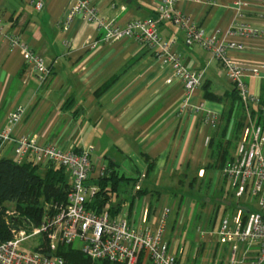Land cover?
<instances>
[{
    "label": "crops",
    "instance_id": "0c3cea01",
    "mask_svg": "<svg viewBox=\"0 0 264 264\" xmlns=\"http://www.w3.org/2000/svg\"><path fill=\"white\" fill-rule=\"evenodd\" d=\"M99 14L118 26L133 20L156 18L161 0H89ZM238 0H188L177 8L192 22L219 41L233 42L242 49L229 51V57L245 70L264 65V15L258 0H244L248 5L238 12ZM37 2L43 3L41 10ZM72 0H0V130L9 128L8 115L19 106L26 109L21 123L15 127V139L29 137L41 146H53L77 151L94 148V176L99 165L112 164L119 174L128 171L123 164H143L137 169L142 190H123L127 196L115 202V213H125L133 219L149 220L156 224L164 209H169L166 236L172 251L182 249L187 264H225L224 252H216L214 237L201 239L199 232L186 250L180 235L188 219L179 212L177 186L191 183L206 185L212 171H220V161L214 159L218 142L223 141L234 156L242 132L238 130L245 106L225 69L211 53L200 46L185 45V31L173 23H162L159 33L163 43L175 39L172 51L190 71L203 73L202 86L195 92L194 107L202 111H183L185 88L174 76L170 66L162 62L159 49L142 47L134 40L110 44L101 43L103 32L95 24L73 20L69 30L61 23L73 5ZM244 22L258 31L257 37L229 34L235 22ZM17 36L35 54L42 56L52 73L42 83L35 70L25 63L19 48L10 37ZM69 42V46L65 42ZM98 42L96 48L90 44ZM264 73V70H263ZM250 93L264 97V78L244 77ZM237 92L241 105H235ZM213 94L222 101L207 98ZM216 116V124L208 125L205 116ZM238 142V143H236ZM12 142L0 147V159L16 160ZM216 162V163H215ZM181 177L185 180H180ZM130 179V177H127ZM136 182V181H135ZM135 185V184H134ZM186 185V184H185ZM205 204L204 212L196 215L199 230L216 231L230 201L225 191ZM128 197V198H127ZM119 204V205H118ZM237 205V204H236ZM226 210V212H225ZM216 211L219 216L215 219ZM184 218V219H183ZM214 226V230L210 228ZM209 232V233H210ZM184 233V232H183ZM202 246L196 251V243ZM196 241V243H195ZM184 246V247H183ZM177 249V250H176ZM179 249V250H180ZM139 264H151L143 255Z\"/></svg>",
    "mask_w": 264,
    "mask_h": 264
},
{
    "label": "built area",
    "instance_id": "2783aa9c",
    "mask_svg": "<svg viewBox=\"0 0 264 264\" xmlns=\"http://www.w3.org/2000/svg\"><path fill=\"white\" fill-rule=\"evenodd\" d=\"M72 1L74 3L61 23L64 31L69 30L73 20L79 19L84 23L97 25L103 32L101 43L110 44L128 39L145 48L159 49L162 62L172 68L174 76L184 85L183 111L203 110L204 105L194 107L192 100L203 84L204 75L190 71L182 64L179 55L172 51L175 39L170 43H163L159 26L162 23L175 24L185 31L186 46H200L221 63L229 80L235 85L246 111V124L237 151L220 170L223 180L230 186L237 209L221 219L216 231L198 232L202 240L207 235L214 237L216 252L221 251L226 255L225 264H264V126L256 123L254 115V109L260 106L261 98L250 93L243 80L247 73L253 78H264V65L245 70L232 60L229 51L242 49V46L208 36L177 8L179 3L188 0H161L156 8L155 19L133 20L125 26L115 25L113 21L102 17L89 0ZM258 1L263 6L264 15V0ZM247 5L244 0L237 1L239 14ZM43 6L42 2L35 5L38 10ZM235 32L242 36H258L257 30L239 21L234 23L229 34L233 35ZM10 40L14 47L20 49L25 63L35 70L38 80L46 82L52 71L44 58L35 54L17 36H11ZM98 44L94 42L90 46L96 48ZM65 45L69 46V42L66 41ZM262 112L264 115V109ZM25 113L26 109L19 106L8 115L9 128L0 130V147L9 142L14 143L15 162L18 165L33 163L40 169L48 166L64 169L70 178L71 190L66 203L46 204L47 212L39 226L26 230L11 223L12 239L0 244V264H66L57 255L58 248L74 246L77 241L80 242L77 249L92 264H139L145 254L151 264H187L182 259V249L172 251L166 236L169 209H164L156 224L146 219H133L125 213H112L110 204H106L99 212L92 210L90 206L99 191L97 181L104 176L106 170V166L101 164L98 174L94 176V148L89 147L84 151L63 150L41 146L29 137L13 138L12 132L21 123ZM216 121V116L212 114H207L204 119L208 125H215ZM144 178L145 175L139 178L135 191L142 190ZM246 200L248 202L244 203ZM247 207L252 210L245 213ZM6 214L9 219L20 215L12 209L7 210ZM35 240H38L35 245L24 246ZM202 245L200 241L196 245V251Z\"/></svg>",
    "mask_w": 264,
    "mask_h": 264
},
{
    "label": "trees",
    "instance_id": "16d2710c",
    "mask_svg": "<svg viewBox=\"0 0 264 264\" xmlns=\"http://www.w3.org/2000/svg\"><path fill=\"white\" fill-rule=\"evenodd\" d=\"M207 98L222 101V98L213 94L207 95ZM232 104L230 115L234 114L235 105H241L236 91L233 95ZM263 109L264 97L261 98L260 106L254 109L256 123L262 126H264ZM240 120L238 130L241 133L245 123L244 114ZM240 137L237 141L240 140ZM227 143L230 146L232 141ZM223 145V141L218 142L214 152V159L217 160L216 162L220 161V170L233 158L228 151L229 148L227 147L229 146L224 147ZM138 180L121 176L114 165H106L104 176L97 181L99 191L90 208L99 212L106 204H110L112 213H115L119 207L114 205L113 198L119 192L120 183L134 182L136 185ZM196 183V179L191 183L190 188L192 190L195 188ZM70 190V178L62 168L48 166L45 169H40L33 163L18 165L14 160L0 159V244L12 239L11 223L17 228L26 230L39 226L47 212L46 204L66 203ZM229 196L232 199V194H229ZM229 203L231 204L226 210L235 211L237 209L236 203L234 204L231 201ZM9 209L19 210L20 215L9 219L6 214ZM251 210V207H247L245 213ZM218 216L219 212L216 211L215 219ZM210 229L214 230V226ZM43 245L46 246L45 243ZM57 255L62 257L66 264H92V261L74 246L59 247Z\"/></svg>",
    "mask_w": 264,
    "mask_h": 264
},
{
    "label": "rangeland",
    "instance_id": "374dc122",
    "mask_svg": "<svg viewBox=\"0 0 264 264\" xmlns=\"http://www.w3.org/2000/svg\"><path fill=\"white\" fill-rule=\"evenodd\" d=\"M124 168L128 171V173H126L127 177H130L132 179H135L137 177V169L139 170H143L144 166L143 164H131L129 162H126L123 164ZM212 178L211 182L209 180H206L205 184L203 185V183H196L195 188L192 190L190 188V181L189 179H186V181L181 177L180 180H184L185 183L184 185L182 184V186H177L176 188H174V190L177 191V195L178 197H181V195L185 196V201L184 202H180V198L179 199V212L181 211V215L184 217H186V219H188L187 224L185 229L183 230V232L180 235V244L184 245L183 243L185 242V248L186 250L190 247L192 238H193V242H194V238L196 236V233H198V226L199 222L196 221V215L201 214L204 212V208H205V204H210L208 202L213 201V199H217V197L220 196L219 194V190L220 189H224L225 191V196L227 198L230 199L229 194H232L230 186L228 185V183H226L221 175V172L219 170H214L211 173H209L207 176H209ZM134 182H132L131 184L128 183H123L122 188L123 190H129L130 192L134 190ZM124 193H121L119 198L115 197V202L119 203L120 199H123L127 196V194L123 195ZM128 198V197H127ZM234 201V200H232ZM248 201H244V203H247ZM243 203V202H241ZM243 205V204H242ZM18 213L19 210H16ZM184 219V218H183ZM39 240H41L39 238ZM197 241V240H196ZM195 241V243H196ZM38 242V240L35 241H29L26 245H24L25 247L27 246H32L35 245ZM41 242V241H40ZM198 244V241L197 243ZM80 246V242L77 241L74 244L75 248H78ZM184 247V246H183Z\"/></svg>",
    "mask_w": 264,
    "mask_h": 264
}]
</instances>
